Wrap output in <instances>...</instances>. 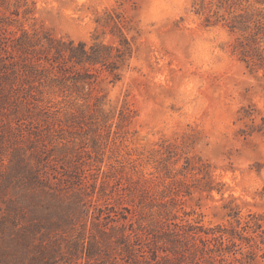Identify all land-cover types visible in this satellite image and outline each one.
<instances>
[{
    "label": "trees",
    "instance_id": "trees-1",
    "mask_svg": "<svg viewBox=\"0 0 264 264\" xmlns=\"http://www.w3.org/2000/svg\"><path fill=\"white\" fill-rule=\"evenodd\" d=\"M194 5L199 6L196 13L204 15L206 27L221 26L234 38L233 51L248 69L264 71V0H201ZM34 6L36 1L0 0V106L8 102L16 122L38 126L20 136L27 138L26 153L14 156L16 163L8 175V184L15 185L1 224H8V238H1L5 247L0 248V264H264V212H250L243 219L232 199L224 208L236 225L213 227L193 223L185 210L183 216L178 214V198L191 196L194 190L223 194L212 166L201 157H186L182 169H174L182 160L179 142L163 141L152 153L163 163L160 179L171 181L170 192L156 191L155 179L144 175H122L121 187L115 190L120 197L99 204L109 197L105 190L112 178L104 173L99 192L97 180L89 182L94 162L103 163L102 126L110 132L114 124L120 128L130 117L125 107L117 123L115 113H105L107 94L102 87L122 79L121 70L133 52L125 33L128 27L113 21V44L99 38L88 42L58 37L36 23L32 30L25 28L29 20H37ZM5 90L8 98L2 94ZM48 91L72 99L74 107L83 100L87 109L79 106V115L69 112L65 124L49 122L44 117L56 104H43ZM91 109L95 121H80ZM55 124L62 133L59 138L54 135ZM83 126L93 132L90 138L85 133L82 143L90 140L96 160L91 152L85 156L76 148L75 138L83 135ZM77 127L82 130L79 134L73 132ZM178 175H193L196 183L187 185L177 180Z\"/></svg>",
    "mask_w": 264,
    "mask_h": 264
},
{
    "label": "rangeland",
    "instance_id": "rangeland-1",
    "mask_svg": "<svg viewBox=\"0 0 264 264\" xmlns=\"http://www.w3.org/2000/svg\"><path fill=\"white\" fill-rule=\"evenodd\" d=\"M30 1H36L33 16L37 20L25 23L29 30L36 23L58 37L88 42L99 38L113 44V21H121L122 27H128L125 33L132 40L133 52L121 70L122 79L116 84L107 81L102 86L107 94L105 113L111 116L115 113L117 123L118 113L125 107L127 112L130 110V117L120 128L114 124L110 132L102 126L99 152L103 163L94 162L93 172L89 174L90 183L97 180V192L104 173L112 176L105 190L109 200L102 199L100 205L113 203L120 197L121 192L115 190L121 187L122 175L134 178L144 175L155 179L156 191L170 192L171 181L160 179L163 163L152 158L153 150L168 141L167 145L180 143L182 160L174 169L181 170L186 157H201L212 166L213 177L216 183H221L218 188L223 193L214 191L209 196L194 190L191 196L178 198L180 216L184 215V210L190 212L189 220L206 227L229 225V222L236 225L235 219L227 216L229 210L224 208L232 199L240 206L243 219L250 212H264L261 196L264 189V71L253 72L247 68L234 53V38L226 29L205 26L204 15H198L199 6L194 5L201 0ZM106 19L109 24H105ZM6 93L5 98H8V91L2 92ZM45 97L44 105L49 101V105L56 104L53 113L44 117L49 122L62 120L65 124L69 112L79 115V106L80 109L88 106L80 100L74 107L72 99L50 91ZM90 104L93 105L94 100ZM93 113L92 109L87 110L80 121L91 124L95 121ZM36 127L37 124L32 126L26 121L16 122L8 102L0 106V248L5 247L1 238H8V224H1L5 223L6 203L15 185L8 184V175L12 173V164L16 163L14 156L26 153L27 138L20 136L30 129L37 131ZM55 127V138H59L62 133L57 124ZM83 128V135H76V148L85 156L91 152L96 160L90 140L82 143L85 133H89L87 138H90L93 132L86 126ZM65 129L64 135L69 138V128ZM81 131L77 127L73 132ZM86 161L89 162L88 158ZM177 180L192 185L195 177L178 175ZM18 189L16 191L20 192ZM247 250L244 246L243 251Z\"/></svg>",
    "mask_w": 264,
    "mask_h": 264
}]
</instances>
